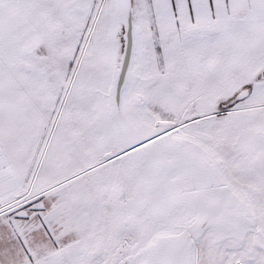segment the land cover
Returning a JSON list of instances; mask_svg holds the SVG:
<instances>
[{
  "label": "snow or ice",
  "instance_id": "snow-or-ice-1",
  "mask_svg": "<svg viewBox=\"0 0 264 264\" xmlns=\"http://www.w3.org/2000/svg\"><path fill=\"white\" fill-rule=\"evenodd\" d=\"M0 264H264V0H0Z\"/></svg>",
  "mask_w": 264,
  "mask_h": 264
}]
</instances>
